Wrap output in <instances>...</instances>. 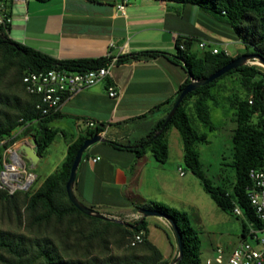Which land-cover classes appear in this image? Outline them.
<instances>
[{
	"label": "crops",
	"instance_id": "0c3cea01",
	"mask_svg": "<svg viewBox=\"0 0 264 264\" xmlns=\"http://www.w3.org/2000/svg\"><path fill=\"white\" fill-rule=\"evenodd\" d=\"M124 1L31 0L27 6L8 3L13 19L10 37L12 30L19 36L22 34L24 45L62 61L102 58L116 61L110 68L108 82L116 85L119 98H110L106 84H100L69 99L49 123L50 128L59 131L50 147L54 144L64 147L60 159L53 161L55 165L60 163L57 172L69 146L89 130L84 121L91 119L105 124L101 133L105 140L85 152L75 193L81 202L99 212L107 209L135 218L147 201L183 208L188 201L186 184H180L178 191L172 190L170 175L178 172L180 177L186 176L179 171L186 170L184 155L179 151V157L173 161L169 155V160L162 164L151 153L138 157L135 151L117 149L106 141L135 146L167 115L170 109L167 101L177 95L189 77L183 64L172 59L176 49L174 35L209 40L220 50H227L230 57L242 55L238 45L245 44L228 25L196 5L127 0L121 13L117 7ZM15 8H22L24 13L15 16ZM143 51L163 54L123 64L117 62L121 56ZM97 157L100 160L92 163ZM41 161L43 156L36 167Z\"/></svg>",
	"mask_w": 264,
	"mask_h": 264
},
{
	"label": "trees",
	"instance_id": "16d2710c",
	"mask_svg": "<svg viewBox=\"0 0 264 264\" xmlns=\"http://www.w3.org/2000/svg\"><path fill=\"white\" fill-rule=\"evenodd\" d=\"M2 1L8 7L9 3L13 5L12 0ZM37 1L49 2L51 0ZM159 1L198 6L204 13L228 25L233 30L247 49H249L245 54H257L264 58V0ZM195 41V37H183L181 35L177 39V54L173 55L172 59L176 63L183 64L189 77L180 87L177 95L167 101L170 104L167 115L158 121L149 134L141 138L135 146L117 141H106V143L117 149L135 151L138 157H142L148 151H151L155 159L164 164L169 160L170 155L166 135L172 127H175L182 137L185 165L200 180L206 193L211 196L223 211L232 212L235 215L234 210L237 206L242 209L244 213L242 234L244 237L248 230L247 221L259 226L255 211L248 199L247 188L251 185L249 172L252 169H264V68L258 65H245L191 92L185 97L168 125L165 126L169 113L183 90L193 79L201 80L208 78L227 66L234 59L244 55L230 57L226 51L220 50L217 54L207 51L204 52L203 56H200L197 52L193 51ZM181 42H185L186 50L180 49L179 45ZM161 54L163 52L143 51L134 55L121 56L117 62L123 64L132 59L157 58ZM0 58L6 64L1 71V75L7 77L11 70L14 71V74L10 78V88L20 87L26 98L24 103L16 101L14 105L10 103V99L7 96L0 95V142L10 137L22 125V119L25 122L38 120L37 123L26 129V133H34L40 145V153L50 147L59 132L49 127V123L56 118L58 113L46 118L40 117L36 110L37 99L28 95L24 89V75L29 71L39 72L57 68H65L72 71L98 69L106 66L111 60L109 58L58 60L45 52L14 41L10 37V26L2 25H0ZM231 75H238L240 77L241 85L248 92V97L240 98L235 96L233 101V107L236 109L237 127L232 137L234 148L232 166L236 173V183L233 193L229 194L222 187L215 186L203 170L198 145L206 142L208 135L206 133L201 134L196 130L185 105L189 99L196 97L194 106L197 118L211 132L215 131L217 127L211 120L208 102L213 101L217 103L213 89L222 79ZM12 108L16 112L13 113ZM255 118H258L257 122H254ZM105 128V124H100L97 129L88 130L85 136H81L77 141L72 143L68 148L66 159L61 168L46 178L38 190L35 192H32V190L29 192H19L28 194L24 203L26 204L30 226L32 229L37 228L39 231L51 229L55 234H60L65 221L69 220V217L75 216L74 220H70L71 226L67 228L64 234L67 239L66 241H68L72 234H76L77 237L83 236V231L80 230L79 226H83L88 221L92 222L100 226L103 233L92 234L88 239L89 247H93L94 240L97 237H100L104 244H107L106 234L114 228L116 229V233L122 235L123 239H130V243L135 235L143 233L145 241L143 243L147 246L150 253L142 257L132 256L113 264H169L167 261H163L159 249L147 241V219L138 220L134 225H124L98 219L83 214L69 199L67 183L70 180L72 167L78 152L88 139L101 134L105 131ZM17 195L18 193L10 196L4 191H0V200L16 203L15 198ZM154 203V206L146 203L143 205V208L171 217L180 230L184 246V256L178 264H202L200 254L202 241L198 232L192 227L188 214L163 203ZM81 215L90 220L85 221L86 219H83ZM235 216L238 217L237 215ZM53 223L55 225L52 227ZM75 224L78 227L74 229ZM23 244L22 241H17L9 235H0V251L12 255L18 262L13 263L5 260V258H2V260L7 264H70L71 261L75 260V257L68 254L67 258H73L70 262L60 261L56 249H42L38 257L30 256L28 255L29 252L27 253L26 249H23ZM80 248L81 243L79 242L74 249L79 251ZM67 249L71 248L68 247ZM41 259L43 260L41 261Z\"/></svg>",
	"mask_w": 264,
	"mask_h": 264
},
{
	"label": "rangeland",
	"instance_id": "374dc122",
	"mask_svg": "<svg viewBox=\"0 0 264 264\" xmlns=\"http://www.w3.org/2000/svg\"><path fill=\"white\" fill-rule=\"evenodd\" d=\"M22 10V8L13 9L14 15L17 16L24 13ZM20 36L19 33L12 30L11 38L23 44V38ZM238 50L241 54L249 51L243 44L238 45ZM193 51L197 52L200 56L204 55V50L200 48L199 41H195ZM173 52L175 55L177 49L174 48ZM254 63L261 66L257 64V61ZM5 65L2 58H0V95L7 96L11 104L15 105L16 101L24 103L26 98L20 87L10 88V78L14 74V71L11 70L7 77L1 75V71ZM249 65L254 64L250 63ZM213 92L217 98V103L209 101L208 107L211 120L217 127L215 131L211 132L197 118L194 106L196 97L189 99L185 107L191 116L196 130L201 134L206 133L208 135V140L198 145L201 163L206 176L212 180L215 186H220L227 193L232 194L236 183V173L232 166L234 160L232 137L237 127L236 109L233 107V101L235 96L240 98L248 97V92L242 87L238 75H231L222 79L213 89ZM12 111L13 113L16 112L13 108ZM257 120L258 118H255L254 122H257ZM166 139L172 161L179 157V151L184 155L182 137L175 127H172L167 132ZM63 148V145L60 147L54 144L40 153L43 156V161L34 169L38 180L34 184L32 192L38 190L47 176L54 174L57 167L60 166V163L58 164L56 162L55 165L53 161L57 158L60 159ZM147 153L152 154L151 151ZM185 168V177H180L178 172L177 175L173 172L170 175V181L174 186L172 190L175 191H178L180 184L184 182L186 184V198L188 201H186L182 209L178 210L188 214L192 227L198 232L202 241L201 261L202 264H205L207 258L214 255L216 247L220 246L224 249L232 250L240 243L243 237L244 219L242 217H236L232 212H226L219 208L211 196L206 193L200 180L192 174L187 166ZM27 196L28 194L26 193H18L15 198L16 203L0 200V235H9L17 241H22L24 243L23 249H26L30 256L38 257L42 249H56L59 254V259L62 262H70L73 259L72 257H75V260L71 261L70 264H113L132 256L142 257L150 253L144 243L132 247L130 239H123L120 233H116L115 228L106 234L107 244H104L102 239L97 237L94 240L93 247H89L88 239L92 234L103 233L100 226L89 221L83 226H79L81 228L80 230L83 231V236L80 235L77 237L76 234H72L68 241H66L65 231L71 226L70 220H74L76 218L75 216H71L69 220L65 221L60 234H55L51 229L48 231H39L37 228L32 229L26 211V204L24 203ZM154 202L156 201H147V204L154 206ZM100 211L103 212L102 214L112 213L106 216L121 220L124 225H134L138 221L137 217L141 216L140 210L135 214L136 218H127L123 214H117L114 213L115 211H109L107 209H100ZM81 216L83 219H86L85 221L90 220L84 215ZM54 225L55 223L52 224V227ZM76 227L78 226L75 224L74 229ZM147 229V241L159 249L163 261L172 264L177 259L179 250L171 224L165 219L152 216L147 218ZM79 242L81 243V248L79 251H76L74 248ZM68 247L71 249H67ZM68 254L72 257L67 258ZM2 258L13 263L18 262L12 255L0 251V264H7Z\"/></svg>",
	"mask_w": 264,
	"mask_h": 264
},
{
	"label": "built area",
	"instance_id": "2783aa9c",
	"mask_svg": "<svg viewBox=\"0 0 264 264\" xmlns=\"http://www.w3.org/2000/svg\"><path fill=\"white\" fill-rule=\"evenodd\" d=\"M31 0H12L15 6H27ZM119 5L118 11L124 13L125 4ZM12 14L5 2L0 0V25L11 26ZM179 35H174L173 40L177 49V39ZM186 40V39H183ZM199 46L204 52L211 51L213 54L220 52V49L209 40L202 39ZM181 50H186L185 42L179 45ZM228 54V51L226 50ZM116 61L109 62L106 66L98 69L85 71H72L65 68H57L47 71H29L23 77V85L26 93L37 99L36 110L41 118L57 114L62 106L75 95L91 89L100 84H106L110 98L118 99L119 91L115 84L108 82L111 74V66ZM38 120L24 121L10 137L0 142V191L14 196L19 192H29L32 190L38 177L23 153L22 147L31 146L33 132L26 133V129ZM85 126L97 129L100 124L91 119L84 121ZM2 152V153H1ZM99 157L92 159V163H97ZM180 175L185 176L183 168L179 169ZM251 185L247 188V195L253 207L259 226L247 221L248 230L240 243L232 250L224 249L220 246L214 250V255L207 258L205 264H264V169H252L249 172ZM235 215L244 218L242 209L237 206ZM141 215V214H140ZM136 218V217H135ZM142 219V215L137 217ZM144 242V234L139 233L132 239L131 246L136 247Z\"/></svg>",
	"mask_w": 264,
	"mask_h": 264
},
{
	"label": "water",
	"instance_id": "95a60500",
	"mask_svg": "<svg viewBox=\"0 0 264 264\" xmlns=\"http://www.w3.org/2000/svg\"><path fill=\"white\" fill-rule=\"evenodd\" d=\"M256 61L259 62L261 64V66L264 67V58L261 57L260 55L244 54V55L234 59L227 66L223 67L222 69H220L219 71H217L215 74H213L212 76H210L208 78H204L201 80L193 79L192 82L183 90L179 99L175 103L173 109L169 113V115L166 119L165 126H167L168 123L171 121V119L174 117V115L178 111L181 103L183 102V100L185 99V97L188 94H190L191 92L197 90L198 88H200L202 86L208 85V84L218 80L219 78L223 77L224 75H226L227 73H229L232 70L238 69V68L243 67L245 65H249L250 63L256 65L254 63ZM104 140H105L104 136L102 134H99L93 138L88 139L84 143L83 147L78 152L76 159H75V162L73 164L70 180L67 183V192H68V196H69L70 201L83 214H85L87 216H91V217H96L98 219H102V220H106V221H113V222L123 224V221H121V220L108 217V216L102 214L101 212L84 205L78 199V197L76 196V193H75V183L77 180L78 169H79V167L83 161L85 152L94 144L102 142ZM20 151L23 153L24 157L27 159V161L29 162V164L33 168H35L41 160L40 145H39L36 138H33V142L31 144V146L22 147ZM139 212L142 215V219H147L149 217L155 216V217H160L162 219H165L171 224L172 229H173L175 236H176V239H177L178 250H179L178 257L172 264H178L184 256V246H183L182 236H181V233H180V230H179L177 224L171 219V217L166 216V215H162V214L155 212V211H151V210L143 208Z\"/></svg>",
	"mask_w": 264,
	"mask_h": 264
},
{
	"label": "bare ground",
	"instance_id": "6f19581e",
	"mask_svg": "<svg viewBox=\"0 0 264 264\" xmlns=\"http://www.w3.org/2000/svg\"><path fill=\"white\" fill-rule=\"evenodd\" d=\"M257 64L261 65L259 62Z\"/></svg>",
	"mask_w": 264,
	"mask_h": 264
}]
</instances>
